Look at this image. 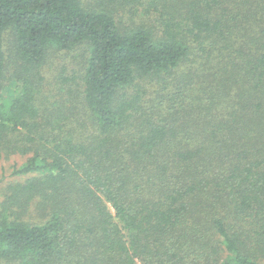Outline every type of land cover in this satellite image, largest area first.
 Returning <instances> with one entry per match:
<instances>
[{
  "label": "trees",
  "instance_id": "obj_1",
  "mask_svg": "<svg viewBox=\"0 0 264 264\" xmlns=\"http://www.w3.org/2000/svg\"><path fill=\"white\" fill-rule=\"evenodd\" d=\"M0 264H264V0H0Z\"/></svg>",
  "mask_w": 264,
  "mask_h": 264
},
{
  "label": "rangeland",
  "instance_id": "obj_2",
  "mask_svg": "<svg viewBox=\"0 0 264 264\" xmlns=\"http://www.w3.org/2000/svg\"><path fill=\"white\" fill-rule=\"evenodd\" d=\"M25 161V158L14 154L4 161H0V201L4 200L7 194L10 193L9 189L15 182H18L22 177L14 174L15 164L19 166Z\"/></svg>",
  "mask_w": 264,
  "mask_h": 264
}]
</instances>
